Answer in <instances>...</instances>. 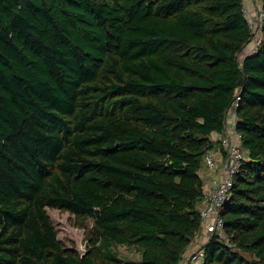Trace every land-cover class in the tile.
Listing matches in <instances>:
<instances>
[{"label":"trees","instance_id":"1","mask_svg":"<svg viewBox=\"0 0 264 264\" xmlns=\"http://www.w3.org/2000/svg\"><path fill=\"white\" fill-rule=\"evenodd\" d=\"M252 37L244 0H0V264H177L237 93L247 159L202 264H264V24L240 56Z\"/></svg>","mask_w":264,"mask_h":264},{"label":"built area","instance_id":"2","mask_svg":"<svg viewBox=\"0 0 264 264\" xmlns=\"http://www.w3.org/2000/svg\"><path fill=\"white\" fill-rule=\"evenodd\" d=\"M255 15L244 8L248 24L253 30L255 51L260 42L261 27L264 24V9L261 1L254 4ZM240 96L237 93L232 107L227 111L225 129L212 134L213 141H219L224 149L221 153L208 150L203 157V163L210 173L208 185L204 188V196L200 205L201 228L209 238L212 234L224 235V221L220 215L221 207L231 197V187L235 176L247 159V150L241 145V135L235 130L236 108ZM221 161V164H220ZM205 251L202 245L184 252L177 264H202Z\"/></svg>","mask_w":264,"mask_h":264},{"label":"rangeland","instance_id":"3","mask_svg":"<svg viewBox=\"0 0 264 264\" xmlns=\"http://www.w3.org/2000/svg\"><path fill=\"white\" fill-rule=\"evenodd\" d=\"M202 173L203 175L207 174V169L205 167H203ZM47 212L58 231L57 238L62 242L64 247L83 253L87 248L85 230L79 226L75 217L69 212L57 208H47ZM207 237L208 236L203 232V228H201L196 238L190 245L192 247L189 248V250L196 248L199 245L203 246V244L208 240ZM109 248L124 261H141V252L134 246L111 243ZM246 257L250 258L248 255H246Z\"/></svg>","mask_w":264,"mask_h":264},{"label":"crops","instance_id":"4","mask_svg":"<svg viewBox=\"0 0 264 264\" xmlns=\"http://www.w3.org/2000/svg\"><path fill=\"white\" fill-rule=\"evenodd\" d=\"M258 0H244V8L247 9L249 11L250 14L255 15V9H254V4L255 2H257ZM254 46V37H252V39L250 40V42L248 44H246L242 50L240 51V56H243L247 53L252 52ZM210 173L207 171L206 175H203V179L204 180V188L207 187L208 185V179H209ZM189 250V249H188Z\"/></svg>","mask_w":264,"mask_h":264}]
</instances>
